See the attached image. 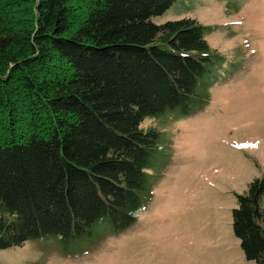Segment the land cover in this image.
I'll return each instance as SVG.
<instances>
[{
    "label": "trees",
    "instance_id": "1",
    "mask_svg": "<svg viewBox=\"0 0 264 264\" xmlns=\"http://www.w3.org/2000/svg\"><path fill=\"white\" fill-rule=\"evenodd\" d=\"M175 0H0V250L113 233L141 208L159 131L142 124L203 102L220 55ZM233 235L264 264V173L236 195Z\"/></svg>",
    "mask_w": 264,
    "mask_h": 264
},
{
    "label": "rangeland",
    "instance_id": "2",
    "mask_svg": "<svg viewBox=\"0 0 264 264\" xmlns=\"http://www.w3.org/2000/svg\"><path fill=\"white\" fill-rule=\"evenodd\" d=\"M192 18L220 55L200 80L203 102L142 124L159 131L140 213L108 219L68 241L30 239L0 250V264H255L233 235L236 195L264 173V0H175L152 22Z\"/></svg>",
    "mask_w": 264,
    "mask_h": 264
}]
</instances>
